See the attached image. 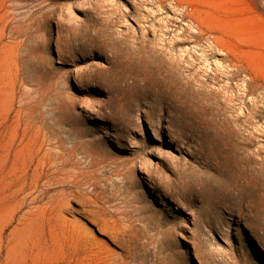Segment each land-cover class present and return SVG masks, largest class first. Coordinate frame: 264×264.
Masks as SVG:
<instances>
[{
    "label": "rangeland",
    "instance_id": "374dc122",
    "mask_svg": "<svg viewBox=\"0 0 264 264\" xmlns=\"http://www.w3.org/2000/svg\"><path fill=\"white\" fill-rule=\"evenodd\" d=\"M0 264H264V0H0Z\"/></svg>",
    "mask_w": 264,
    "mask_h": 264
},
{
    "label": "bare ground",
    "instance_id": "6f19581e",
    "mask_svg": "<svg viewBox=\"0 0 264 264\" xmlns=\"http://www.w3.org/2000/svg\"><path fill=\"white\" fill-rule=\"evenodd\" d=\"M42 162V161H41ZM43 164V163H42ZM106 200V199H105ZM121 215V214H120Z\"/></svg>",
    "mask_w": 264,
    "mask_h": 264
}]
</instances>
